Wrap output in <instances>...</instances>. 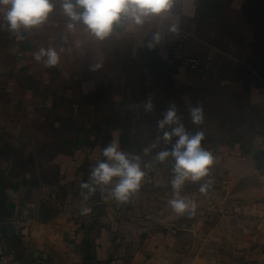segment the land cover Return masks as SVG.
Listing matches in <instances>:
<instances>
[{"label": "crops", "instance_id": "0c3cea01", "mask_svg": "<svg viewBox=\"0 0 264 264\" xmlns=\"http://www.w3.org/2000/svg\"><path fill=\"white\" fill-rule=\"evenodd\" d=\"M52 2L24 42L0 21V230L11 264H176L182 244L213 217L253 221L250 239L264 243V0H176L167 17L103 40L79 24L70 32L60 0ZM174 40L208 70L189 74L171 59ZM48 48L60 57L51 68L34 59ZM149 98L155 107L145 113ZM171 104L216 158L209 177L181 188L195 214L168 206L169 157L153 165L134 208L98 190L82 215L79 185L104 146L117 141L141 166L171 148L177 138L165 142L157 128ZM197 104L202 125L189 115ZM205 181L212 187L202 194Z\"/></svg>", "mask_w": 264, "mask_h": 264}, {"label": "clouds", "instance_id": "9594fccd", "mask_svg": "<svg viewBox=\"0 0 264 264\" xmlns=\"http://www.w3.org/2000/svg\"><path fill=\"white\" fill-rule=\"evenodd\" d=\"M175 2L176 0H60V6L69 20L66 27L70 32L75 31L79 24L88 35L103 40L117 27L124 26L126 30L134 32L151 19L167 17ZM0 6H3L0 7V13L3 14L7 30L16 33L18 38H22L19 36L21 29L30 30L43 25L55 7L52 0H0ZM171 30H176L174 25ZM154 40L158 42V38L154 37ZM148 47L151 49L154 43L149 42ZM34 59L42 61L44 67L51 68L57 65L60 57L54 48H48L40 49L34 54ZM154 107L150 98L143 104L145 113L153 112ZM161 115L163 118L157 121V128L163 133L162 139L171 142L176 137L175 143L170 149L156 153L153 160L144 164L143 168L141 157L120 150L117 141L113 140L104 146L100 152L103 159L90 166L87 181H82L79 185L82 215L91 212L88 201L98 190L104 200L129 202L140 190L147 174L146 169H151L154 164L162 163L169 157L174 160V164L171 169L172 179L169 181L173 196L168 200V206L178 216L195 214L196 202L182 196L181 188L186 181L197 183L209 177L216 158L210 150L201 146L204 140L202 131L192 134L185 130L175 104L169 105ZM189 115L192 123H204L201 105L191 107ZM166 128L171 130L167 131ZM142 151L147 155L151 148L146 147ZM211 187V183L205 181L199 185V192L207 194Z\"/></svg>", "mask_w": 264, "mask_h": 264}, {"label": "rangeland", "instance_id": "374dc122", "mask_svg": "<svg viewBox=\"0 0 264 264\" xmlns=\"http://www.w3.org/2000/svg\"><path fill=\"white\" fill-rule=\"evenodd\" d=\"M253 221L213 217L182 244L176 264H264V243L253 241Z\"/></svg>", "mask_w": 264, "mask_h": 264}, {"label": "built area", "instance_id": "2783aa9c", "mask_svg": "<svg viewBox=\"0 0 264 264\" xmlns=\"http://www.w3.org/2000/svg\"><path fill=\"white\" fill-rule=\"evenodd\" d=\"M0 21L3 23H6L3 20V14L2 13H0ZM121 27H124V26H121ZM19 36L22 38H18L17 34L12 32V39L15 42H24L27 38V30L21 29ZM61 40L63 42H65L66 36L62 35ZM168 53H169V57L171 59H176V60L182 61L181 63H183L185 71L189 74H202L208 70V66L204 62L199 61L198 59H195L192 57H187L183 51L181 44L175 40L169 42ZM262 81L264 83V76H263ZM141 167L143 168V166H141ZM146 172H147V174H146V176L142 182V186H141L140 190L143 188L145 189V187H147L151 183V181L153 180L154 168L152 167L151 169H146ZM137 193L130 199L129 202L122 203V204L128 209L134 208L136 206L135 199H136ZM0 264H11L8 256L6 255L4 247H3V235H2L1 230H0Z\"/></svg>", "mask_w": 264, "mask_h": 264}]
</instances>
